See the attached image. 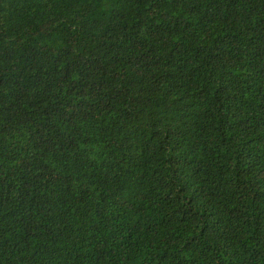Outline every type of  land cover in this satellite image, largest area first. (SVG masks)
Segmentation results:
<instances>
[{
    "label": "trees",
    "instance_id": "16d2710c",
    "mask_svg": "<svg viewBox=\"0 0 264 264\" xmlns=\"http://www.w3.org/2000/svg\"><path fill=\"white\" fill-rule=\"evenodd\" d=\"M0 264H264V0H0Z\"/></svg>",
    "mask_w": 264,
    "mask_h": 264
}]
</instances>
